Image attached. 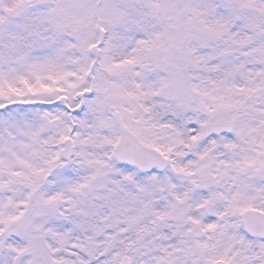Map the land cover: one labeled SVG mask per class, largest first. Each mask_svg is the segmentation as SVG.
Returning a JSON list of instances; mask_svg holds the SVG:
<instances>
[{
    "label": "snow or ice",
    "instance_id": "6c2138e0",
    "mask_svg": "<svg viewBox=\"0 0 264 264\" xmlns=\"http://www.w3.org/2000/svg\"><path fill=\"white\" fill-rule=\"evenodd\" d=\"M0 264H264V0H0Z\"/></svg>",
    "mask_w": 264,
    "mask_h": 264
}]
</instances>
